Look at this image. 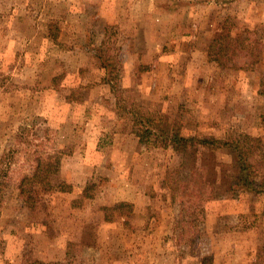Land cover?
Instances as JSON below:
<instances>
[{
    "label": "rangeland",
    "instance_id": "1",
    "mask_svg": "<svg viewBox=\"0 0 264 264\" xmlns=\"http://www.w3.org/2000/svg\"><path fill=\"white\" fill-rule=\"evenodd\" d=\"M113 83L237 141L252 188L229 145L141 142ZM38 158L58 169L27 202ZM30 257L264 264V0H0V264Z\"/></svg>",
    "mask_w": 264,
    "mask_h": 264
},
{
    "label": "trees",
    "instance_id": "2",
    "mask_svg": "<svg viewBox=\"0 0 264 264\" xmlns=\"http://www.w3.org/2000/svg\"><path fill=\"white\" fill-rule=\"evenodd\" d=\"M215 41L219 42L220 38H215ZM211 57L214 60L220 61L221 56L212 55ZM111 88L117 94V98H119L118 103L126 102L132 100L130 103L131 110L126 111L127 114H131L130 120L132 121V131L136 134L139 140L143 143H149L155 141L153 143H158L162 147H172L173 150L183 156L190 154L199 146L208 147L210 149L218 148L221 146H231L237 155V160L239 164V175L237 184L244 187L252 188L254 185L253 180L251 179V164L247 160L245 154L240 150V145L237 141L226 142L223 140H219L216 138H200L196 136H188L184 135L181 130V126L176 125L173 121H171V117L165 114L162 111H155L153 114H149L148 111L144 108L141 103H137L136 100L127 99V96H124V91H121L116 84H111ZM121 108L128 109V107L123 104ZM125 113V112H124ZM126 114V115H127ZM59 163L58 160H54L51 162L42 161L38 158V164L31 176L25 177L24 180L19 184V189L21 191V195H28L27 202H30L32 198V186L33 185H43V187H48L51 184L48 180H45L49 174L57 171ZM42 178V179H40ZM39 180V181H38ZM30 183V184H28ZM29 185V188L26 189V186ZM88 190V189H87ZM87 192V191H86ZM86 197H90V194L84 193ZM131 204L128 202H120L117 205V209L122 208L123 206L127 207ZM32 264H63L64 262H51L46 263L44 261L29 258Z\"/></svg>",
    "mask_w": 264,
    "mask_h": 264
},
{
    "label": "crops",
    "instance_id": "3",
    "mask_svg": "<svg viewBox=\"0 0 264 264\" xmlns=\"http://www.w3.org/2000/svg\"><path fill=\"white\" fill-rule=\"evenodd\" d=\"M134 134V133H133ZM133 134L131 136H133ZM136 136V134H134ZM125 136H129L128 134H125Z\"/></svg>",
    "mask_w": 264,
    "mask_h": 264
}]
</instances>
